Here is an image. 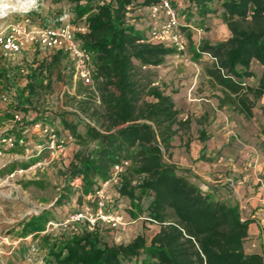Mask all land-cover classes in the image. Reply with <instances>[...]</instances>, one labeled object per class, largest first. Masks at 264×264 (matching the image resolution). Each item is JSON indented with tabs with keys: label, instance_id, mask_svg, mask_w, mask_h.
Instances as JSON below:
<instances>
[{
	"label": "trees",
	"instance_id": "1",
	"mask_svg": "<svg viewBox=\"0 0 264 264\" xmlns=\"http://www.w3.org/2000/svg\"><path fill=\"white\" fill-rule=\"evenodd\" d=\"M64 1L70 7L72 26L86 30L75 32L74 37L92 56V84L74 81V112H48L41 100L53 81L73 86L68 55L41 51L35 45L31 59L23 55L11 62L19 54L9 59L0 56V102L6 105L2 116L10 122L15 115L21 117L19 129L28 130L26 141L27 136L38 141L32 127L40 123L62 138H71L66 146L78 147L55 206L69 202L71 185L77 179L84 197L94 201L89 196L110 180L113 166L128 162L117 184L108 186L112 192L104 196L103 211L132 220L147 219L160 230L149 239L141 233L127 244H114L105 240L103 231L110 229L104 225L90 231L82 223H69L66 226L76 232L63 230L54 237L43 263L264 264L261 256L243 251L248 225L238 210L202 193L189 183L185 171L168 162L173 138L188 130L190 121L180 118L153 70L176 51L135 35L129 25L134 8L155 1ZM188 1L199 15L219 13L227 27L230 37L226 41L214 45L202 41L192 56L211 57L205 73L222 91L220 104L229 102L250 118L253 103L249 97L256 101L264 96V0ZM178 23L179 32L185 34L187 26ZM253 61L262 72L256 86L249 87L243 81L254 77L250 71ZM2 136L12 135L7 130ZM45 215L26 221L20 235L26 238L42 231ZM147 220L142 221L151 224Z\"/></svg>",
	"mask_w": 264,
	"mask_h": 264
},
{
	"label": "crops",
	"instance_id": "2",
	"mask_svg": "<svg viewBox=\"0 0 264 264\" xmlns=\"http://www.w3.org/2000/svg\"><path fill=\"white\" fill-rule=\"evenodd\" d=\"M172 5L185 8L183 14L187 17L180 23L187 26V51L184 55L166 58L161 70L157 71L158 79L166 84L162 90L171 96L174 104L176 94L185 90L187 107L175 105V108L180 118H188L190 123L188 130L179 131L173 138L168 162L185 171L186 179L202 193L238 210L241 221L248 225L243 251L246 255L261 256L264 263V206L259 201L258 182L264 181V134L261 132L264 129V96L256 101L249 97L253 103L250 118L239 114L229 102L220 104L222 91L205 73V67L212 62L204 55L194 59L191 51H197L202 41L210 45L226 41L230 37L228 29L219 13L199 15L196 12L199 21L190 23L189 1L175 0ZM147 7H136L130 12L132 30L134 22L148 17ZM250 71L254 77L243 83L255 87L262 67L253 61ZM77 150L78 147L71 144L57 156H67L71 162ZM148 228H152V236L160 230L155 224Z\"/></svg>",
	"mask_w": 264,
	"mask_h": 264
},
{
	"label": "rangeland",
	"instance_id": "3",
	"mask_svg": "<svg viewBox=\"0 0 264 264\" xmlns=\"http://www.w3.org/2000/svg\"><path fill=\"white\" fill-rule=\"evenodd\" d=\"M59 1L3 0L0 4V37L6 35L10 27L17 24L26 23L29 30L34 32L58 27L61 24L72 25L69 5L64 0ZM171 1L175 2V0ZM174 8L179 22L186 19V14H183L184 6ZM190 12L189 22H198V14H195L196 7L191 5ZM60 18L63 19L62 22L59 21ZM150 25L151 20L144 17L133 23V32L139 37L149 39ZM181 35L186 39L185 34ZM25 47L26 50L15 58L12 57L11 62L18 61L23 55H27L28 59L33 57L35 45L25 44ZM42 53L40 52L39 58L44 56ZM160 70L161 67L153 71L158 75L157 71ZM74 83L73 76L72 88L53 81L51 90L42 97V107L50 111L62 110L60 107L65 110H74ZM158 83L160 89L167 87L159 79ZM174 100L175 105L187 107L185 90L181 89ZM5 111L6 105L0 102V137L7 130L17 139L27 135L19 129L22 126L21 123L14 124L5 120L2 116ZM27 137L28 142L33 143L32 136ZM57 155L59 154L52 156L47 150L39 155L36 152L26 154L24 149L19 147L6 149L0 144V264H44L43 257L52 239L63 233V230L76 232V228L69 229L66 226L68 225L66 221L84 208L95 210V201L84 197L78 183L71 185L72 194L69 202H64L61 206L54 205L61 188L67 183L66 175L70 165V159L67 156L62 158ZM111 190V187L105 189L104 196L107 192L111 193ZM45 213L42 231L26 238L20 235L22 225L26 221L33 216ZM123 218L127 222L124 230L103 231L106 241L127 244L141 233L148 239L151 238L153 233L152 228H148L150 224L139 219Z\"/></svg>",
	"mask_w": 264,
	"mask_h": 264
},
{
	"label": "built area",
	"instance_id": "4",
	"mask_svg": "<svg viewBox=\"0 0 264 264\" xmlns=\"http://www.w3.org/2000/svg\"><path fill=\"white\" fill-rule=\"evenodd\" d=\"M147 7V14L151 20L149 26L150 36L148 42L155 45H162L166 48H173L177 55H184L187 51V41L182 37L178 30V20L176 10L170 0H154ZM63 19H59L62 22ZM27 22V21H26ZM160 25L158 26V24ZM85 28L75 29L69 24H61L58 27L41 29L36 32L29 30L26 23L17 24L10 27L9 32L0 37V56L9 59L13 55L20 54L26 50L25 44L39 46L47 52L63 51L73 65V79L80 81L85 85L92 84V56L85 51L81 45L75 41V32L84 33ZM206 57L211 58L209 55ZM21 117L15 115L12 123H20ZM32 129L38 133L37 142L30 143L22 137L19 140L12 136L0 137V144L6 149H14L18 146L23 147L26 154L36 152L39 155L42 151L47 150L52 156L63 152L67 143H72L71 138H62L54 133L53 129L43 126L40 123L33 125ZM24 130L23 134H27ZM128 162H122L114 165L111 170V178L104 183L99 191L92 197L95 201V210L84 208L72 215L66 223H82L88 230H94L98 225H104L112 230H124L127 222L119 214L104 213V191L110 185L117 184L118 176L128 167ZM260 183L259 201L264 206V181ZM80 183L75 180L73 184ZM142 220H147L143 219ZM149 221V220H147ZM151 224H155L149 221ZM65 223V224H66Z\"/></svg>",
	"mask_w": 264,
	"mask_h": 264
},
{
	"label": "clouds",
	"instance_id": "5",
	"mask_svg": "<svg viewBox=\"0 0 264 264\" xmlns=\"http://www.w3.org/2000/svg\"><path fill=\"white\" fill-rule=\"evenodd\" d=\"M3 3V0H0V4H2Z\"/></svg>",
	"mask_w": 264,
	"mask_h": 264
}]
</instances>
